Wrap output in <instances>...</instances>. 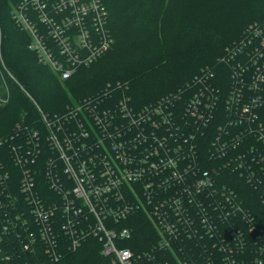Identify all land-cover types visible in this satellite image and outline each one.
<instances>
[{"label":"built area","instance_id":"obj_1","mask_svg":"<svg viewBox=\"0 0 264 264\" xmlns=\"http://www.w3.org/2000/svg\"><path fill=\"white\" fill-rule=\"evenodd\" d=\"M10 14L16 26L30 36L28 49L61 80L93 63L113 43L106 29L108 11L103 0H17ZM260 59H264V21L248 24L244 38L227 47L220 58V66L235 63L230 77L233 87L228 93L218 86L223 80L221 71L206 70L210 75L208 83L199 78H208L202 73L186 86L142 107H135L123 92L126 84L117 82L80 100L63 116L50 119L42 115L48 131L45 141L52 154L38 163L42 137L36 129L26 135L24 145L11 148L15 165L21 170L20 184L27 202L24 206L30 217L29 222L24 219L21 223L33 222L35 227L24 248L31 250L42 244L45 254L58 261L61 245L76 250L86 239L95 238L101 243L102 254L109 255L113 263L134 264L132 250L118 244L131 237V230L119 223L135 213L151 219L163 250L172 249L180 229L190 230L192 221H185L189 207L197 200L214 199V204L222 206H214L213 211L219 217L229 216L227 207L234 209L237 198L231 189L215 186L211 172L198 168L193 140L198 133L202 137L211 134L210 125L225 119L224 126L216 127V141H222L228 127L249 130L252 123L257 125L253 136L264 142V127L256 121L264 114V100L257 94L264 91V76L257 63ZM6 73L16 82L0 52L1 78ZM243 73L245 84L241 80ZM247 82L249 90L244 89ZM8 101L9 91L6 88L3 92L0 84V107ZM190 124L194 128H189ZM21 126L27 129L25 125L18 129ZM237 145L236 142L234 147ZM224 147H228L226 142L222 143ZM248 151L254 153L252 149ZM240 155L233 170L241 176L247 169L248 155ZM230 166L226 164L224 168ZM40 173L58 196L57 201L33 192ZM197 208L207 213L201 202ZM22 216L24 213L17 212L13 217L19 221ZM243 217L247 222L248 217ZM6 221L10 224L12 217ZM200 223L204 232L214 238L205 215L200 216ZM32 243L37 244L30 246ZM171 254L175 264H264L260 258L246 261L238 252L228 251L227 246L195 262Z\"/></svg>","mask_w":264,"mask_h":264},{"label":"trees","instance_id":"obj_2","mask_svg":"<svg viewBox=\"0 0 264 264\" xmlns=\"http://www.w3.org/2000/svg\"><path fill=\"white\" fill-rule=\"evenodd\" d=\"M16 1L0 0V52L6 68L17 80V83L8 82L9 101L0 107V264H115L110 256L101 253V243L95 238L86 239L76 250L61 245L58 261L51 260L43 245H36L38 242L30 245H36L31 250L24 248L29 245V232L35 227L33 222L21 223L24 219L29 222L30 217L20 184L21 170L15 165L11 148L24 145L26 135L36 129L42 137L41 154L37 158L41 163L52 154L45 141L48 131L42 115L50 119L63 116L72 101L91 97L110 82L126 84L127 89L122 91L135 107L177 91L206 70L221 71L222 84L217 85L224 94L228 93L233 87L230 77L235 63L220 66L219 60L227 47L244 38L248 24L264 21V0H188L183 6H177L182 3L176 0H103L108 11L106 29L113 43L101 57L78 68L67 80H61L28 49L30 36L16 26L10 14ZM257 63L259 73L264 76V59ZM209 72L205 74L208 78H199L208 83ZM242 75L245 84V73ZM248 83L244 86L246 90ZM209 85L210 89L214 86L211 82ZM248 94L255 93L248 91ZM257 94L264 100V91ZM256 121L264 127V114ZM225 122V119L214 121L210 125L212 133L206 137L198 133L193 143L198 168L211 172L215 186H225L234 192L235 208L227 207L229 216L223 218L213 211L221 203L214 204V199L197 200L189 207L185 221H192V227L186 232L179 227L176 243L171 244L172 249L165 250L160 248L159 235L147 215L135 213L122 220L120 227L129 228L131 237L118 245L132 250L134 264H175L171 253L183 261L195 262L225 246L246 261L264 260V142L253 136L257 125L252 123L249 130L232 125L222 141H216V127L224 126ZM20 125L27 129L23 126L18 129ZM190 127L194 128L191 124ZM224 142L228 147L222 148ZM236 142L238 145L234 147ZM240 154L248 155L247 169L241 176L233 170ZM226 164H231L230 168L225 169ZM33 184L34 193L58 200L41 173ZM199 202L207 208V213L197 208ZM17 212L24 213L19 221L13 217ZM202 215L212 226L214 238L202 229ZM8 216L12 217L10 224L6 221ZM243 216L248 217L247 222ZM58 218L60 214L56 211L55 219ZM59 235L65 239L61 232Z\"/></svg>","mask_w":264,"mask_h":264},{"label":"rangeland","instance_id":"obj_3","mask_svg":"<svg viewBox=\"0 0 264 264\" xmlns=\"http://www.w3.org/2000/svg\"><path fill=\"white\" fill-rule=\"evenodd\" d=\"M187 1L188 0H185V1H183V0H176V2L178 3H182V4H177V6H179V5H181V6H183V5H186L187 4ZM190 46V45H189ZM179 47H180V49H184V47H182V46H180L179 45ZM153 57V56H152ZM16 80V79H15ZM9 81H12V79H10L9 77H8V75H7V73L1 78V76H0V84L3 86V92H6V88L8 89V91H9V85H8V82ZM16 83H17V80H16ZM111 83V82H110ZM114 83H116V82H114ZM108 84V83H107ZM106 84V85H107ZM111 84H113V82L111 83ZM108 88V87H107ZM24 91V90H23ZM25 92V91H24ZM10 93V92H9ZM27 95V94H26ZM31 101H33V99L30 97V95H29V97H28ZM160 98V97H159ZM158 98V99H159ZM79 105V100H77V101H72V103L71 104H69L68 105V109H71V108H75V107H77ZM146 105H148V104H146ZM2 107H4V106H2ZM102 253V252H101ZM109 256V255H108Z\"/></svg>","mask_w":264,"mask_h":264}]
</instances>
